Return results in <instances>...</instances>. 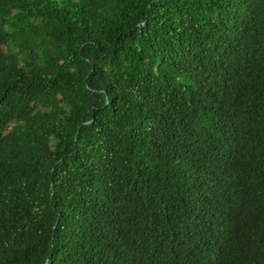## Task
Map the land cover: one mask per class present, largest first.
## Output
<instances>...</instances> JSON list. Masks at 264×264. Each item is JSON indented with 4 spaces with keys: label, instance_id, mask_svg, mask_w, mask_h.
<instances>
[{
    "label": "trees",
    "instance_id": "trees-1",
    "mask_svg": "<svg viewBox=\"0 0 264 264\" xmlns=\"http://www.w3.org/2000/svg\"><path fill=\"white\" fill-rule=\"evenodd\" d=\"M0 264H264V0H0Z\"/></svg>",
    "mask_w": 264,
    "mask_h": 264
}]
</instances>
